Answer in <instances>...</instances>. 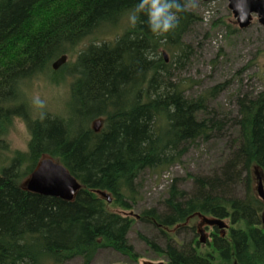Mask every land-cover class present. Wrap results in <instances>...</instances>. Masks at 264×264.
Listing matches in <instances>:
<instances>
[{
  "label": "trees",
  "instance_id": "1",
  "mask_svg": "<svg viewBox=\"0 0 264 264\" xmlns=\"http://www.w3.org/2000/svg\"><path fill=\"white\" fill-rule=\"evenodd\" d=\"M135 3L0 0V264H65L75 257L90 264L101 248L136 260L128 240L136 217L167 236L164 246L145 238L161 264H264V199L253 186L261 179L264 192V87L236 97L230 120L235 134L220 175H192V193L173 178L164 213L151 207L133 217L109 208L130 211L143 170L180 163L189 145L224 126L207 104L225 82L193 96L173 78L192 54L184 36L198 16L188 8L176 30L156 37L146 24L128 26L125 14ZM121 20L126 25L113 41H97L100 29ZM219 24L225 20L212 22ZM68 53L74 60L59 68L72 76L64 110H45L40 120L27 83ZM15 118L29 135L24 150L13 149L8 139ZM44 156L79 182L71 200L25 188ZM236 181L244 186L241 197L229 194ZM199 216L219 218L227 227L212 225L201 243ZM180 229L191 236L177 247L169 234Z\"/></svg>",
  "mask_w": 264,
  "mask_h": 264
},
{
  "label": "rangeland",
  "instance_id": "2",
  "mask_svg": "<svg viewBox=\"0 0 264 264\" xmlns=\"http://www.w3.org/2000/svg\"><path fill=\"white\" fill-rule=\"evenodd\" d=\"M227 4V0H188V8L198 16L199 21L184 36V41L192 48V54L182 68L174 69L173 77L175 81L183 80L181 84L188 87V94L193 96L215 84L225 82L224 88L207 104L208 108L216 113L217 118L224 121L222 130L213 132L211 138L206 141L197 140L189 145L180 163L161 172L143 170L137 179L138 202L130 211L110 205L112 211L136 217L142 210L153 207L157 212L164 213V199L173 178L179 179L178 188L192 193V175H220L228 156L229 140L235 134V127L230 126V120L237 113L236 97L246 93L255 94L264 87V26L258 22L256 15H252L251 23L245 28H239ZM218 18H223L225 24L212 26V22ZM122 21L118 27L100 29L96 34L97 41H113L126 25ZM164 53L167 60L171 59V55L165 50ZM74 58V54H66L65 63L72 62ZM59 68L58 71L55 70L56 74L51 73L52 68H49V71L34 76L27 83L30 99L33 95H40L46 101L45 110L53 113L64 110L69 83L72 80V76L62 73ZM28 137L22 120L15 118L8 133L10 146L24 150ZM25 182L26 180L24 186ZM253 186L254 189L257 188V180H254ZM243 191L242 181H236L229 194L241 197ZM100 196L105 197V194ZM195 219L201 226L197 237L202 233L206 239L210 232L208 228H212V225L204 223L200 216ZM169 235V241L177 247L187 244L191 236L189 229L175 232L171 230ZM145 238L152 239L159 246H164L167 241V236L160 233L151 223L136 217V222L128 232V240L137 259H129L111 248H101L95 253L90 264H161L163 259L155 253ZM65 264H81V259L75 257Z\"/></svg>",
  "mask_w": 264,
  "mask_h": 264
},
{
  "label": "water",
  "instance_id": "3",
  "mask_svg": "<svg viewBox=\"0 0 264 264\" xmlns=\"http://www.w3.org/2000/svg\"><path fill=\"white\" fill-rule=\"evenodd\" d=\"M227 3V7L231 11L239 28L247 27L251 23L252 15H256L258 22L264 26V0H247V6L241 7L239 12L236 11L233 0H227ZM245 16L247 17L246 19L244 18ZM65 61L66 54H62L52 61L51 68L57 70ZM99 126L100 122L96 121L94 123V129L97 130ZM25 188L34 193L71 200L75 192L80 188V184L61 163L45 156L40 159L35 169L27 177ZM256 190L259 197L264 199L261 179L257 182ZM200 218L207 225H215L219 228L227 227L219 218H208L204 216H200ZM262 221L264 224V220ZM204 240L201 233L199 241L203 243Z\"/></svg>",
  "mask_w": 264,
  "mask_h": 264
},
{
  "label": "clouds",
  "instance_id": "4",
  "mask_svg": "<svg viewBox=\"0 0 264 264\" xmlns=\"http://www.w3.org/2000/svg\"><path fill=\"white\" fill-rule=\"evenodd\" d=\"M233 3L237 12L247 6V0H233ZM188 6L187 0H136L134 6L126 11V21L130 28L146 24L153 36L164 37L178 28L180 14L187 11ZM31 105L37 118L43 120L46 101L38 94L33 95Z\"/></svg>",
  "mask_w": 264,
  "mask_h": 264
},
{
  "label": "flooded vegetation",
  "instance_id": "5",
  "mask_svg": "<svg viewBox=\"0 0 264 264\" xmlns=\"http://www.w3.org/2000/svg\"><path fill=\"white\" fill-rule=\"evenodd\" d=\"M215 230V229H214Z\"/></svg>",
  "mask_w": 264,
  "mask_h": 264
}]
</instances>
